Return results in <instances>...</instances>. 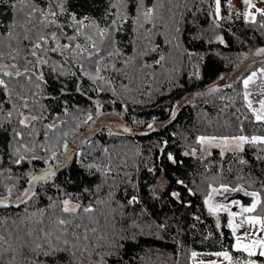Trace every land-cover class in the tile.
<instances>
[{
	"label": "trees",
	"instance_id": "1",
	"mask_svg": "<svg viewBox=\"0 0 264 264\" xmlns=\"http://www.w3.org/2000/svg\"><path fill=\"white\" fill-rule=\"evenodd\" d=\"M14 2L0 0V53L3 54L0 58L15 60L23 71L27 61L33 59L30 55L31 44L23 38L25 29L31 25L26 21L27 7L17 5L12 8ZM105 2L96 0L91 3L90 14L98 16ZM159 2L163 9L154 21V32L157 34L152 39L153 45H158V51L144 57L152 67L141 69L138 64H133L125 69L127 76L113 75L111 70L105 72L104 75L114 79L115 95L91 91L93 84L86 78L82 83L87 92L81 94L76 91V77L57 78L47 68L44 69L47 84L40 90L34 87V82L29 83L24 77H4L12 96L9 99L5 92L0 91V102L3 104V111L0 112V191L4 192L5 185L9 183L16 184V189L21 190L27 184L24 174L33 173L45 164L43 160L21 165L12 162V153L18 146L13 138V130L29 131L18 125L15 111L11 118L7 117V112L13 110V104L20 106L18 95L28 98L30 107L35 106V114L43 111L44 119L35 123L40 135L32 138L25 135L22 141L29 145L48 143L43 139L45 125L53 122L57 115L65 123L48 133L51 143L54 144L63 132L71 134L89 109H93L95 114L94 100H99L104 109L116 108L135 121L129 131L114 130L108 126L97 129L84 140L91 141V144L75 146V152H83L95 162L110 161L113 172L109 177L105 178L100 172H86L78 158H74L67 167L58 168L53 179L40 182L36 186L37 197L27 205L16 207V201L11 197L13 203L9 207L0 206V235L8 243H13L17 234L22 235L26 225L36 227L34 223L22 219L26 210L27 214H31L47 208L50 203L48 197L58 199L61 196L56 188L58 185L64 192L78 195L84 206L93 205L95 212L82 214V219L74 223L94 227L96 233L93 235L89 232L93 241L98 237H107L108 242L119 240L123 264H192L193 251L223 248L231 249L233 254L246 255L232 248L234 238L226 226L227 213L218 214L220 228L217 229V216L207 211L204 199L208 185L215 182L261 191L264 199L261 185L264 182V160L258 159L264 157V145L245 144L244 151L239 153L224 149L222 156L220 147L214 145L211 150L205 151L197 143V138L208 134L264 135V124L253 122L242 96L243 79L254 70L258 71V66L264 68V55L251 59L233 78L228 74L235 69L242 56L264 45V27H261L264 17L256 14V23L246 20L243 15L246 6L242 0H231L234 6L231 10L227 6L229 0H221L220 15L223 19L220 20L214 16V0ZM35 3L44 8L46 0H35ZM145 3L152 6L156 0H145ZM83 4L84 0H68L69 11L83 13L87 7H82ZM34 22L39 27L36 18ZM58 22L63 24L66 20L60 17ZM134 27L133 22L129 21L123 25L117 37L121 41V50L129 56L135 54L131 46L135 39ZM44 31L57 30L48 28ZM65 31L71 34V29ZM31 35L35 39L37 33L33 31ZM217 36H222L225 42L220 43ZM174 37L177 39H172ZM169 39H172L171 43ZM52 46L50 42L48 47ZM161 55L165 60L156 65L154 61ZM49 56L57 62L67 59V56L61 57L59 53H49ZM117 67H122L121 63L117 62ZM72 71L76 69L72 68ZM194 73H198V76ZM223 76L226 78L217 83ZM263 81L264 76L258 72L255 83H250L249 89L262 88ZM125 84L128 85L127 89L121 87ZM213 87L218 91L210 92L209 89ZM33 92L37 93L35 97L32 96ZM112 100L115 103H111ZM65 105L69 108L67 116L63 114ZM124 105H127L126 110ZM150 120L152 129H137L138 125ZM56 122L59 124V121ZM241 124L243 132H240ZM109 131L114 134L109 135ZM163 141H167L166 146L162 145ZM102 147L109 149L107 155L100 151ZM161 147L165 148L164 153L159 151ZM193 148L196 155H184ZM166 153H172L182 163L172 164L167 160ZM36 154L46 155L40 150ZM241 159L247 163L241 164ZM177 180H183L194 194H190ZM97 185H101L99 191ZM85 188L90 191L85 192ZM173 192L180 194L179 199L171 195ZM132 196H137L139 202L129 205L128 200ZM54 220L55 216L50 211L44 223L53 227ZM73 227L69 226L70 231ZM78 231L83 232V228ZM110 250L107 247L97 248L100 256ZM23 254L31 255L27 250ZM7 259L10 257H5ZM61 259L63 264H74L65 257ZM79 259L83 264H89V261H97L99 256L93 254ZM116 259V256L106 257L107 264H113ZM0 263L4 264V261Z\"/></svg>",
	"mask_w": 264,
	"mask_h": 264
},
{
	"label": "snow or ice",
	"instance_id": "2",
	"mask_svg": "<svg viewBox=\"0 0 264 264\" xmlns=\"http://www.w3.org/2000/svg\"><path fill=\"white\" fill-rule=\"evenodd\" d=\"M95 2L96 0H84V4L81 6L87 7L85 12L81 13L69 11L68 0H46L44 8L35 3V0H15L11 4L12 8H16L17 5H24L28 9L26 21L31 27L25 29L23 38L31 44L30 55L33 59L27 61L23 71L20 70L17 64L11 65V69H15V71L9 70L8 65H0V91L5 92L9 99L11 98L12 91L4 77H24L27 82H34V87L40 90L43 85L47 84V81L44 79V69L47 68L57 78L61 76L76 77L77 79L74 81L76 83V91L81 94H86L87 92L82 83L83 79L86 78L93 84V87L90 89L91 91L97 94L111 92L115 95L116 87L114 79L111 76L104 75L105 72L111 70L113 75L122 74L127 76L125 69L133 64H138L141 69L152 67V65L146 63L144 57H147L151 52L158 51V45L154 46L152 39L157 34L154 32L156 28L154 21L158 18L159 0H156V3H153L152 6H147L145 0H106L103 11L98 16L90 14L91 3ZM242 2L246 6V9H248L243 13L246 20L256 23V14L264 17V8L256 7L252 0H242ZM214 4V16L216 20L223 19L220 15L221 0H214ZM227 6L230 10L234 7L231 4V0H229ZM250 9H255V12L250 11ZM60 17H64L66 23H59ZM34 18L39 21V27L34 22ZM159 18L162 19V17ZM129 21L135 25L133 30L135 39L131 42L135 54L130 56L121 50V41L117 38L118 34L122 31L123 25ZM261 27H264V23L261 24ZM48 28H55L57 31L45 32L44 29ZM65 29H71V34L69 35ZM33 31L37 33L35 39L31 35ZM176 31L179 32V29L177 28ZM9 35H11V32H9ZM172 39L177 38L174 37ZM172 39H169L168 42L171 43ZM216 39L220 43L225 42L222 36H217ZM61 41L65 42L61 43ZM50 42L54 44L53 47H48ZM49 53H59L61 57L67 56V59L63 62L53 61ZM256 54H264V48L257 49ZM2 55L0 53V57ZM11 58L15 59V57ZM164 60L165 57L161 55L158 59H155L154 63L160 65ZM117 62L121 63L122 67L118 68ZM72 68H75L76 71H72ZM258 72L264 76V68L258 69ZM77 73H79V76H77ZM194 75L198 76V73H194ZM256 77L257 71H253L243 79L244 91L242 96L246 108L252 114L253 122L264 124V98L258 101L259 107H254L253 101L250 99L249 85L250 83H255ZM121 87L127 89L128 85H121ZM226 87H231V85H226ZM209 91L215 92L218 91V88L213 87ZM61 92H63V88ZM36 94L33 92L32 96L35 97ZM261 95L264 96V88L261 89ZM18 99L20 106L18 107L16 104H13V110L7 112V117L11 118L13 111H15L18 125L22 129H28L29 131L25 133L13 130V138L16 140L18 146L15 147L12 153L14 157L12 162L15 165H21L23 163H31L34 160H43L47 167L39 174H33L32 172L24 174L27 178L26 183L28 186L22 188L17 194L16 207H19L21 204L27 205L30 200L37 197L36 186L40 182H48L53 179L56 176L57 169L67 167L69 163L74 161V158H78L81 168L86 172H100L105 178L112 174L113 168L110 161L98 163L83 152H73L70 150L67 140L68 132H63L61 137L57 138L55 145L51 143V137H49L48 133L55 131L65 123V121L60 120L59 115L53 119V122L45 125L43 139L48 143H31L30 145L23 143L25 135L29 138L40 135L35 128V123L44 119V116L43 111L40 114H33L35 106L30 107L26 96L18 95ZM89 99L91 100V97ZM92 103L96 113L95 117L93 116V109H89L80 123L76 125L77 130L81 125H87L89 122L95 123L96 119L103 114L101 112L103 104L99 100H94ZM111 103H115V100H112ZM123 107L125 110L127 109V105ZM2 111L3 104L0 102V112ZM26 112L28 113L27 115L25 114ZM63 114L65 116L69 115L67 105L63 109ZM172 115L174 117L175 113L173 112ZM56 121H59V124ZM147 127L152 129L153 124H148ZM240 132H243L242 124ZM113 134L109 131V135ZM81 143L91 144V141H81ZM161 143L164 146L167 145V141ZM197 143L201 145L202 149L205 144L220 147L221 155L223 156L224 149L239 153L244 151L245 144L264 145V135H252L251 137L243 134L220 137L200 136L197 138ZM54 148L58 150H53ZM37 150L46 153L47 158L37 155ZM100 151L105 155L109 153L107 147H102ZM159 151L164 153L165 148L161 147ZM61 155L64 157L62 162L60 161ZM184 155L194 156L196 155V149L193 148L190 152H185ZM166 158L172 164L182 163L172 153H166ZM258 159L264 160V157H258ZM53 161L56 163H52ZM240 163L245 164L247 161L241 159ZM8 171L10 172L11 170L9 169ZM127 176L128 174L125 173V177ZM176 182L185 186L190 194H194L191 188H187L183 180H177ZM261 185L264 188V182H261ZM16 187V184H13L11 187L5 185L8 195L0 197V206L7 208L13 203L11 197ZM100 187L101 185H97V191H99ZM56 188L61 193V196L58 199L48 197L50 203L47 208L38 209L31 214H27L26 210V215L22 219L29 223H34L36 227L26 225L23 229V234H17L13 243H8L5 237L0 235V261H4V264H63L61 258L65 257L73 261L74 264H83V261L79 259L80 257L96 254L99 256V259L95 262L89 261V264H107L106 257L111 256L117 257L113 261V264H123V258L120 256L122 245L119 240L108 242L107 237H98L93 241L89 232L94 235L97 231L94 227L89 228L82 223H74L76 220L82 219V214L87 215L95 212L93 205L88 204L84 206L80 203L78 195L64 192L58 185ZM208 189L204 204L211 215L217 216V229L220 228L218 214L220 212L227 213L228 220L226 226L231 230L235 241L232 248L235 251L246 253L247 258L243 261L239 259L234 261L232 255L227 250L218 251L212 253V255L222 257L223 260L228 261V264H262L264 262V199H262L261 191H246L243 186L229 187L227 183H221L219 187L208 185ZM84 191L88 192L90 189L85 188ZM231 192H242L244 196L251 197L250 203L245 206L239 200H232L231 203L215 201L217 195ZM171 195L176 199H179L180 196L178 192H173ZM224 199L227 200V196ZM97 202L99 203L100 201ZM138 202L137 196H132L128 200L129 205ZM233 205L239 206L240 211L233 212L231 210ZM258 210L260 214H257ZM50 211L55 216L53 227H48L44 223L45 216ZM237 217L243 218L237 222ZM70 225H74L71 231ZM246 225L255 229V231H245L243 235H237L238 229ZM81 228H83V232L78 231ZM104 247L111 250L105 255L100 256L97 248ZM24 250H27L31 255H24ZM18 253L19 259L17 258ZM197 255L195 251L191 253L193 258ZM5 257H10V259L5 260ZM208 264H216V261H210Z\"/></svg>",
	"mask_w": 264,
	"mask_h": 264
},
{
	"label": "rangeland",
	"instance_id": "3",
	"mask_svg": "<svg viewBox=\"0 0 264 264\" xmlns=\"http://www.w3.org/2000/svg\"><path fill=\"white\" fill-rule=\"evenodd\" d=\"M252 2L254 4H256V5L261 3L260 0H252ZM161 9H163V5L162 4H160V7L158 8L157 16L161 12ZM250 11H252V9H250ZM61 43H64V42L61 41ZM53 46H54V44H53ZM259 48H264V45L261 46V47H259ZM259 48H257V49H259ZM256 52H257L256 50L254 52L251 51V54L247 53L246 56H242V59L240 60V62L238 63V65L235 67V69L232 72L228 73L229 76H230V78H233L244 66H246L247 64H249L250 63L249 61L251 59L253 60V58H255L256 56H258L256 54ZM260 55H264V54H260ZM12 64H16V61L15 60H8V59L0 58V65H8L9 66V70L15 71V69H11V65ZM258 67L260 69L263 66L260 65ZM20 70H21V68H20ZM254 71H257V70H254ZM257 76H258V71H257ZM225 78L226 77L223 76V79L220 78L219 80H217V83L221 82ZM225 81H227V80H225ZM262 88H264V81L262 83ZM262 88L253 89V90L250 91V93H251L250 99L253 101V106L254 107H259L258 101L260 99L264 98V96L261 95V89ZM101 112L103 114L100 115L96 119L95 123L89 122L87 125L81 126L78 130H77L76 127H74L73 130H71V134L69 133L70 134L69 139H67L68 140V143H69V149L70 150H72L73 152H75V146L76 145L80 144L81 141H84L88 136H90L97 129H100L102 127L108 126V127H110L111 129H114V130H123V128L120 125V122H125L127 124L132 125V128H133V124L135 123V121L128 119L122 112H120L116 108H110V109H104V108H102L101 109ZM25 114L27 115L28 113L26 112ZM33 114H35V113L33 112ZM95 115H96V113L93 114L94 117H95ZM148 124H152V120H150L149 122H146V123H144L142 125H138L137 126V129H148V127H147ZM231 135L228 134L227 136H231ZM234 135H241V134H234ZM243 135H245V134H243ZM202 136H205V137H209V136H217V137H220V136H225V135H223V134H221V135L208 134V135H202ZM247 136L251 137L250 135H247ZM55 144H56V142H54L53 145H55ZM212 146H214V145L205 144L203 146V149H205V151L211 150L213 148ZM53 150H58V149L54 148ZM44 157L47 158V154L44 155ZM63 160H64V157L61 155L60 156V161L62 162ZM52 163H56V162L53 161ZM44 167H47V165L44 164L41 168H44ZM41 168H39V169H41ZM39 169H37L36 171H38ZM36 171L33 172V174H35ZM221 183H223V182H215L212 186L213 187H219V185ZM8 186L11 187L12 184L9 183ZM27 186L28 185L26 184V186H24V187H27ZM239 186H242V185H239ZM229 187H236V185L235 186L229 185ZM243 188L246 191H256V190L247 188L245 186H243ZM21 190H17L16 189L14 191V193L12 195V198H13L14 201H16L17 194ZM7 194L8 193H7V190L6 189H5L4 192L3 191H0V197H4ZM225 196H227V200L224 199ZM232 200H239L242 204H244L245 206H247V202L250 200V197L244 196V194L242 192L225 193L224 195H217L215 197V201L216 202H220V203H231ZM231 210L233 212H239L240 211V208L237 205H233ZM219 214H221V212ZM242 218L243 217H237L236 218L237 219V222L240 219H242ZM238 235H243V234L238 233ZM223 250H227L232 255L234 261L237 260V259L243 261V260H245L247 258V255L233 254L232 250H230L229 248H226V249H223ZM215 252H218V251H214V250H198V252H197L198 255L196 256V262H195V264H201V262H203V264H208V262H210L209 261V258L211 256H214V255H212V253H215ZM216 258L218 260H221L220 261L221 264H228V261L223 260L222 257H216ZM257 259H259V258L257 257ZM192 264H194L193 260H192ZM216 264H219V263L216 262Z\"/></svg>",
	"mask_w": 264,
	"mask_h": 264
},
{
	"label": "crops",
	"instance_id": "4",
	"mask_svg": "<svg viewBox=\"0 0 264 264\" xmlns=\"http://www.w3.org/2000/svg\"><path fill=\"white\" fill-rule=\"evenodd\" d=\"M260 4H255V6L256 7H258V8H264V0H260ZM246 10H248V9H246ZM252 11L253 12H255V9H252ZM251 90H253V89H249V91H251ZM247 197V196H246ZM250 201H251V197H250V200L247 202V204H249L250 203ZM257 214H259V213H257ZM245 231H249V232H252V231H255V229H252V228H250L249 226H245V227H242V228H240V229H238V231H237V235H238V233H241V234H243ZM235 242V241H234ZM223 249H226V248H223ZM223 249H218V250H214V251H222ZM231 250V249H230ZM198 252V250L196 251V253ZM233 252V251H232ZM247 255V254H246ZM192 260H193V262H194V264H195V262H196V257L195 258H191ZM216 260V262H218L219 264H221V260H218L217 258H216V256H211L210 258H209V261H215ZM262 264H264V262H262Z\"/></svg>",
	"mask_w": 264,
	"mask_h": 264
},
{
	"label": "water",
	"instance_id": "5",
	"mask_svg": "<svg viewBox=\"0 0 264 264\" xmlns=\"http://www.w3.org/2000/svg\"><path fill=\"white\" fill-rule=\"evenodd\" d=\"M120 125H121V127L123 128V130L129 131V130L132 129V125L127 124V123H125V122H120ZM44 168H45V167H44ZM44 168L39 169L38 171H36L35 174H39ZM7 195H8V194H7ZM7 195H5V196H7ZM5 196H4V197H5Z\"/></svg>",
	"mask_w": 264,
	"mask_h": 264
}]
</instances>
